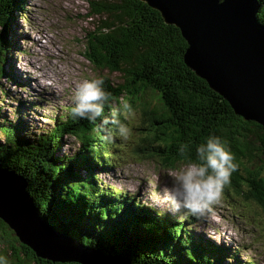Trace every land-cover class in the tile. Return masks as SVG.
<instances>
[{
  "label": "trees",
  "instance_id": "obj_1",
  "mask_svg": "<svg viewBox=\"0 0 264 264\" xmlns=\"http://www.w3.org/2000/svg\"><path fill=\"white\" fill-rule=\"evenodd\" d=\"M258 1V20L264 23V0ZM19 3L0 0V75L13 81L5 66L7 31L13 11L23 6ZM89 4L87 16L99 19L89 33L84 55L93 67L119 74L117 84L103 76L113 103L124 100L132 109L140 107L151 115L144 127L150 136L143 137L142 143V148L150 150L149 157L160 166L175 169L184 163L178 155L181 143L188 144L194 155L195 145L203 138L217 135L238 164L224 192L243 194L264 206V176L247 167L254 147L248 143L247 133L254 132V141L260 142L256 145L264 151V131L236 115L228 101L185 63L187 43L180 29L142 0H91ZM150 97L160 104V110L152 106ZM70 108L37 135L22 132L24 116L0 119V167L26 178L39 215L86 245L104 254L117 253L131 264H226L219 248L203 244L204 238H197L180 220L160 216L136 202L134 195L101 185L100 172L118 165L122 158L117 151L123 147L119 138L111 143L103 140L95 124L71 118ZM110 128L115 136L114 126ZM65 135L80 142L79 152L58 154ZM140 146L135 144V150ZM88 162L97 172L91 171ZM82 170L88 172L86 177L80 175ZM0 256L9 264L39 262L1 219ZM230 257L235 260L236 254Z\"/></svg>",
  "mask_w": 264,
  "mask_h": 264
},
{
  "label": "rangeland",
  "instance_id": "obj_2",
  "mask_svg": "<svg viewBox=\"0 0 264 264\" xmlns=\"http://www.w3.org/2000/svg\"><path fill=\"white\" fill-rule=\"evenodd\" d=\"M19 1L23 6L13 9L7 31L9 48L5 62L6 73L15 81L7 79L6 74L0 75V112L3 114L0 119L17 117L18 120V116H24L22 132L37 135L51 128L55 119L72 106L75 88L84 79L105 76L111 84H117L121 78L118 73L93 67L84 55L89 33L99 19V16H87L91 0ZM258 4L255 16L260 22L257 15L259 1ZM0 31L3 32L1 27ZM150 99L152 106L160 110V104L152 97ZM140 109H132L133 115L125 121L130 128L129 139H118L119 146L123 147L117 151L121 161L113 170L100 172L98 177L113 190L123 194L137 193L139 199L136 197V202L160 210L153 204L152 195L170 183V173L180 166L175 169L160 166L149 157L150 150L142 148V143L150 136L144 127L151 115ZM255 123L264 131L262 123L258 120ZM253 133L252 130L247 133L248 143H254L247 167L264 176V151L256 145L260 142L254 141ZM62 141L58 154L71 156L79 152L80 142L73 137L65 135ZM135 144L141 145L138 151ZM88 165L92 172L97 170L92 163L88 162ZM87 173L82 170L80 175L86 177ZM243 188L246 190L245 186ZM163 214L182 221L185 229L188 227L195 236L198 234L197 238H204L203 244H214L223 253L226 264H264V206L253 199H245L243 194L239 196L232 191L223 194L221 200L200 218L188 214ZM141 233L145 235L146 232ZM232 254H236L235 260L230 257Z\"/></svg>",
  "mask_w": 264,
  "mask_h": 264
},
{
  "label": "water",
  "instance_id": "obj_3",
  "mask_svg": "<svg viewBox=\"0 0 264 264\" xmlns=\"http://www.w3.org/2000/svg\"><path fill=\"white\" fill-rule=\"evenodd\" d=\"M142 1L180 29L188 44L185 63L236 114L258 120L264 128V25L255 16L257 1ZM26 187V178L0 167V219L33 251L38 264H131L124 256L104 254L46 222Z\"/></svg>",
  "mask_w": 264,
  "mask_h": 264
},
{
  "label": "clouds",
  "instance_id": "obj_4",
  "mask_svg": "<svg viewBox=\"0 0 264 264\" xmlns=\"http://www.w3.org/2000/svg\"><path fill=\"white\" fill-rule=\"evenodd\" d=\"M218 2L223 4L224 0ZM104 84L102 76L80 82L75 88L69 115L95 124L98 134L109 143L116 138L127 141L130 128L121 118L128 120L133 110L124 100L114 106ZM110 126H114L115 136ZM178 155L184 158V163L170 173V183L152 195L153 204L159 207L160 214L203 217L210 206L221 200L225 187L230 184L232 173L238 168L235 156L214 134L195 145L194 155L188 144L181 143ZM0 264H9V261L0 256Z\"/></svg>",
  "mask_w": 264,
  "mask_h": 264
},
{
  "label": "bare ground",
  "instance_id": "obj_5",
  "mask_svg": "<svg viewBox=\"0 0 264 264\" xmlns=\"http://www.w3.org/2000/svg\"><path fill=\"white\" fill-rule=\"evenodd\" d=\"M257 1V0H256ZM257 3H258V1H257ZM258 6H259V4H258ZM257 6V7H258ZM259 24H262L261 22H258ZM177 27V26H176ZM136 197L138 198V194L136 193ZM139 199V198H138ZM141 203V202H140ZM142 205H143V207L144 206H146V204H144V203H141ZM156 213H158L160 216H164V214H160V210H157V209H153ZM186 215V214H185ZM189 215V214H188ZM170 219H173L172 217H170ZM174 220V219H173ZM189 222V221H188ZM188 228V227H187ZM197 236H198V234H196ZM202 237H204V236H202ZM217 241V240H216ZM204 242V241H203ZM217 243V242H216ZM207 245V244H206ZM208 246V245H207ZM234 246V245H233ZM234 250H235V248H233ZM111 255H113V254H111ZM238 259V258H237ZM225 260V259H224ZM232 260V259H231Z\"/></svg>",
  "mask_w": 264,
  "mask_h": 264
}]
</instances>
